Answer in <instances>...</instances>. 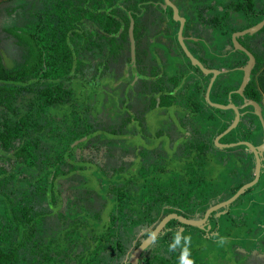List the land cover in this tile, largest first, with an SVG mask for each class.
<instances>
[{
	"label": "trees",
	"instance_id": "1",
	"mask_svg": "<svg viewBox=\"0 0 264 264\" xmlns=\"http://www.w3.org/2000/svg\"><path fill=\"white\" fill-rule=\"evenodd\" d=\"M223 2L224 0H218L217 4L220 5ZM69 4L65 1L51 3V10L43 12L40 18L35 15L39 19L37 23L27 21L25 25L16 26L15 24L18 22L13 21L12 18H15L13 12L21 7L19 0H0V15L4 17L0 20L4 33V36L0 35V264H26L22 259L24 251H28L31 257L27 264H69L70 262L75 264H126L127 261L130 264L134 249L150 235L161 219L170 213L179 212L170 206L171 194L167 192L169 189L165 184H171L174 180L167 178L168 176L164 178V175H160L161 171H157L158 173L154 175V178L159 175L158 178L156 177L155 186L149 184L151 191L147 195L141 193L138 196L147 199L144 201V205L135 207L132 196L126 191V185L137 178L122 175L121 178L115 179L118 184L112 186V179L115 177L107 179L104 171H100L98 168L96 170L102 174L100 178L106 181H100L89 173L86 175L82 170L88 163L75 161L72 156L58 152L48 160L42 159L38 138L42 140L45 134L48 139H52L54 138L51 135L53 131L49 130L45 133V130H48L46 125L30 124L22 116L36 114L39 117H48L49 113H55L61 107H68L67 113L70 115L78 114L79 109L77 107L74 109L72 104L75 101L71 102L72 91L66 83L78 79L79 75L83 74L82 70L91 65L90 62L79 57L72 47L76 38L80 36L75 23L79 17H69ZM89 5L94 10H98V12L89 10L90 12L86 13V19L90 21L100 11L107 13L106 10L99 8L100 2L91 1ZM229 8L236 12L241 11V17L247 15L239 5ZM196 12L197 10H194L195 15ZM109 13L110 16L106 17L97 14V21L95 19L94 23H98L99 27L108 35L118 32L123 27L121 40L126 42L130 26L129 18L122 15L117 9H112ZM226 13H224V19L228 18L229 13ZM195 15H191L192 18ZM244 18L247 24L243 22V26L251 24V21L254 20L253 16ZM203 22L207 23L206 25L211 24L218 27H223L225 24L223 18L216 16L203 20ZM27 25L31 26L30 30L27 29ZM259 34H262L259 43L261 48L257 49L259 52H255V47L251 48L255 55L256 66L251 73L250 81L243 90L246 99L258 104H260L261 96L256 86L255 76L264 61V27L259 31ZM8 37L13 39L10 42L13 44L9 47L7 46L9 44ZM4 41L8 43H5L7 46L5 51H3ZM110 41L112 42L113 38ZM99 44L100 42L95 41L93 46L97 47ZM220 44L218 49L220 50L219 55L222 56L221 61L231 54L236 55V58L234 57L235 60L230 63V66L238 67L245 64V55L238 51L236 54H232V51L228 50L223 51L226 42L221 40ZM214 45L218 47L215 42ZM118 49L120 53L121 49L123 51V47ZM8 52L10 53L11 66H8L4 61V56L8 55ZM94 53L95 56H98L97 52L94 51ZM190 68L201 74L198 67H193L190 64ZM208 79L204 89L198 90V95L193 97L192 101L190 98L188 99V105L195 113H200V116L209 109L216 113L212 127L205 132L198 129L197 120L189 125L192 132L200 137L194 147L203 152L210 151V149L215 150L213 139L230 124L234 117L231 109H216L206 103L204 90ZM241 79V70L219 75L212 84L209 93L210 100L226 105L228 93L239 87ZM176 81L177 78H173V82ZM27 96L35 97L37 106L30 107V110L23 113L19 103ZM170 99H174V97L170 96ZM231 102L238 107L244 105L243 99L237 94L231 95ZM240 112L242 116L237 126L219 139V143L235 142L241 135L255 136L258 138L256 143L260 142L262 127L258 117L253 113L252 107L244 106ZM81 118H84L82 114ZM127 122L128 118L123 124ZM116 125L117 123L115 127ZM87 126L84 133H75L74 137L69 139L71 144L66 143L69 152L73 151L72 144L74 142L84 138L89 131L93 132L96 129L91 125ZM57 135L59 136V134ZM91 140L107 144L99 142L98 137L94 136L88 138L86 143ZM61 142L63 143L64 139ZM85 145L83 142L80 146ZM108 145H106L107 156L104 164L106 167L111 154L119 150L116 145ZM240 149L248 148L241 145L225 150ZM216 150L219 149L216 148ZM221 150L223 149L221 148L219 151ZM2 155H5L7 159H4ZM7 162L13 164V171L5 166ZM69 167H71L70 172L67 171ZM73 167L76 169H72ZM36 168L40 171L43 170L46 175L45 180H39ZM79 175L86 179L77 178L75 189L71 190H88L86 199L90 204L95 205V197L90 191L95 184L100 185V196L106 207L101 215L95 216L84 210L82 213L71 211L69 216H63V212L59 211L62 207V200L56 193V178L63 177L68 182L73 176L78 177ZM134 195H137V192H134ZM76 197L79 196L76 195ZM44 203H47V206ZM179 213L181 214V211ZM50 216H54L52 218L56 221L49 231L43 232L40 228L42 220ZM175 226L184 227V224L175 219L171 220L154 242L141 252L140 264L176 263V259H168L160 253L161 248L168 250V245L175 235L173 231L164 234L165 231L171 230ZM35 230L39 232V236L44 234L42 246H39L38 242L34 240ZM58 238L61 240L58 241ZM45 240L47 243L44 242ZM154 245L155 247L152 248ZM171 253L178 256V251ZM39 255L42 260L38 259Z\"/></svg>",
	"mask_w": 264,
	"mask_h": 264
},
{
	"label": "rangeland",
	"instance_id": "2",
	"mask_svg": "<svg viewBox=\"0 0 264 264\" xmlns=\"http://www.w3.org/2000/svg\"><path fill=\"white\" fill-rule=\"evenodd\" d=\"M58 1L70 3L69 13L67 12L69 17H79L75 23L80 32V36L76 38V42L72 47L79 57L87 62H91V66H86L81 72L83 74L79 75L78 79H73L66 83L67 87L72 91L71 102L75 101L72 105L74 109H76V107L79 109L78 114L74 113L70 115L67 113L68 107H61L57 112L52 114L49 113L48 117H39L36 114L32 116H22L26 118L30 124L38 123L39 125H46L48 130H45V133L49 130L53 131L51 135H53L54 138L52 139H48V136L45 134L43 135L42 140L38 138V140H40L39 148L42 151V159L48 160L58 152L66 154L67 156H72V159L75 161H84L88 163L86 168L82 170L86 175L91 172V175H94L96 179L106 181L105 179L100 178L102 174L99 170H96V168H98L100 171H104L107 179L110 180L115 177L112 179V186L118 184L115 179L121 178L122 175L131 176L134 179L137 178V180H134L135 182L133 181L126 185V191L132 196V200L136 205L135 207H142V205H144V201L147 199H142L138 196L141 193L147 195L151 191L149 184L155 186V182H157L156 180L159 176L157 175L154 178V175L158 173L157 171H161L160 175H164V178L165 176H168L167 178L174 180L171 184H165L169 189H167V192L171 194V200L173 202V204L171 202L170 206L179 210V212H190L195 216V214L197 215L198 212H202V210L211 203L229 197L231 193L228 191L229 175L228 172L226 174L224 172L220 174L222 168L221 165L219 166L222 154L227 152L225 151L227 148H222L223 150L221 151H223V153H221V151H219L221 148L215 146L213 139L214 146L219 150H216L215 148V150L210 149V151L203 152L202 150H198V148L196 149L195 144L198 143L200 137H198L195 132L193 133L189 127L191 123H194V121L197 120L196 124L198 129L201 130V132H205L212 127L215 120L214 117H216V113H213L214 111L212 112V110L209 109L200 116V113H195L191 106L188 105V99L190 98L192 101L193 97L198 95V90L205 86L208 77H204L203 75L198 76L197 74H194L196 77H193L190 72L182 75L181 66L180 70H176V62L178 63L177 60L168 59V61H170L169 65L165 62L161 64L158 61V52V57H156L158 59L155 61L159 67V76L166 75L167 77H176L178 78L177 82L174 83L170 81V85L168 84L169 89L165 91L164 95L157 92L159 91L157 90V86L146 95L144 92L147 90L144 89V84L141 85V83L138 82L139 79L136 84H132L135 77L134 69L137 65L135 62L142 57V54L144 55L146 53V50H149L148 54L150 53V55L153 54V51L157 53L158 50L156 51L155 49L160 46L158 42V45H156V41L162 42L160 40L161 37H159L160 35H164L165 37L166 35H172L169 30L170 27L168 28V26H165V23L163 22L166 20L169 23L168 19H170V15L162 11V0H19V6L21 7L16 12H13L15 18H12V20L18 22L15 24L16 26L25 25L27 21L30 23H37V21H39L38 18L43 15V12L51 10V3L55 4ZM91 1L100 2L101 5L99 8L107 11V13L101 11L96 13L93 16L94 18L92 21L86 19L85 16L87 12H90L89 10L98 12V10H94L89 5ZM183 1L185 2V8L198 10V2L196 0ZM215 2L216 0H209L212 7H215ZM224 6L226 5L223 3L218 5L220 10H222ZM117 8L129 18H131L133 14H135L136 17L135 20L131 19L133 29L131 27L129 31L128 43L130 46L127 44L125 46L126 48H124L126 49V53H123L120 56L118 55V48L120 46L119 37L123 31L112 34L113 41L110 42L106 37L107 35L105 31L99 27L98 23H94L95 19L97 21V14H101L104 17L110 16V10ZM35 15L38 18L35 17ZM160 15L164 16V20L161 19ZM196 17L197 16L194 18ZM3 18L4 17L0 15V20ZM198 23L203 24L192 18V20L188 22L189 33L186 35L190 38L198 37L199 39H205L208 37L211 39L213 34L214 39L212 41L215 42L218 40V36L214 35L213 29L207 30L205 27L199 28ZM30 28L31 26L29 27L27 25V29L30 30ZM176 29L177 25L174 26V33H177ZM0 35L4 36L1 25ZM8 38L9 44L6 41L3 42V51L7 49V46L9 47L13 44L10 43L13 39L10 37ZM95 41L100 42L99 46H93ZM5 43L8 45L5 46ZM214 50L217 52L218 47H214ZM225 50L226 49H223V51ZM94 51L98 53V56L94 55ZM176 51L178 52L177 48ZM129 54L132 56L131 61L127 59ZM178 55L182 58V55ZM123 58L124 61L122 63L120 60H123ZM4 61L8 66H11L12 63L9 52L8 55L4 56ZM180 61L185 62L184 59H180ZM229 66L230 64L228 62H223L220 65V70L229 68ZM107 68L111 69L113 72L109 74L110 77L106 76ZM179 71L180 73H178ZM160 78L161 77L156 79V82ZM195 84H200V87ZM130 87L133 88V95H136L137 102L135 100L133 101L134 103L129 112L136 113L137 117L134 118L130 125L129 123H125V125L120 122L121 112L118 111V107H121L120 104L125 98L122 95L123 88L127 89V93H129ZM169 93L171 95H169ZM157 96L160 98L161 104L155 106V98ZM170 96L174 97V99H170ZM128 97H130V95ZM34 99L35 97L33 96H27L20 101L19 106L22 108L23 113L30 110V107L35 108L37 106ZM81 114L84 117L83 119L81 118ZM116 123L117 125L115 127ZM87 125H91L96 129L93 132L92 130L89 131V133L82 138L85 139L84 144L86 145L83 147L80 146L82 144V139H78V144L76 142L72 144V147L74 148L73 152H69L66 143H68V145L71 144L69 139L74 137L73 135L75 133H84L88 128ZM132 127H137L141 131V134H139L138 130H133ZM129 130L134 131V139ZM57 134H59L60 137ZM93 136L100 138L102 143H107L105 145L109 144L108 146H118V149L129 158L123 160L122 155L113 152L108 160V165L110 166L108 167L107 165L106 167L104 164L106 162L107 150L106 148L101 147L104 145H93L92 143H94V141L92 140L86 143L87 139ZM61 138L64 139L63 143L61 142ZM2 157L7 159L5 155H2ZM120 157L123 162L120 160ZM227 163L229 164V160ZM10 165L11 164L7 162V165L5 166L10 169V171H13V164L11 167ZM219 168L220 171L217 176H219L220 183H218V180L215 178ZM36 169V174L39 177V180H45L46 175L43 170L40 171L38 168ZM72 169L76 168L73 167ZM70 170L71 167L67 169L69 172ZM77 178L86 179L82 175H79L78 177L73 176L68 182H66L67 180H64L63 177L56 178V193L60 195L62 200V207L59 211L63 212V216H69L71 211L82 213L84 210L95 216L98 214L101 215L106 207L104 206V200H102L100 196V185L97 186L95 184L90 191L96 200L95 205H92L89 203V200L86 199L88 190H71L75 189ZM199 179H202L201 184H204V187L198 186L197 181ZM221 182L226 183L227 188L226 192H219L218 194L220 196H218L216 188H208V186L221 187ZM260 184H262V181L257 182L254 186L257 187ZM155 188L157 189V187ZM186 190H189L188 198L186 197ZM134 192H137V195H134ZM243 192L245 193L246 191ZM243 192L239 196L243 195ZM213 194H217L215 199L210 197ZM76 195L79 197H76ZM251 197L252 195L247 197V199H251ZM247 199L245 200V195H243L238 201H246V205L248 206ZM198 200L201 202L198 203ZM204 201H207V204L202 205ZM44 205L47 206V203H44ZM228 211H230V208ZM225 213L227 212L224 211V214ZM221 215L222 212L215 213L211 221L207 225L200 227V229L175 226V228L165 231L164 234L172 231L176 232L178 229L183 236L190 235V258L194 261V264H229V261L227 262L226 260L228 256H231V259L236 262L238 261V256H241L242 252H245L247 249H244L243 247L237 248L238 246L235 247L232 244L229 245V247H231L228 249V247H224L227 246L226 243L220 245L213 240L226 235L229 230L227 225L221 227V221L223 219L221 218ZM232 216H235V214ZM52 217L54 216L46 217L42 220L40 228L43 232L49 231V228L55 223L56 220ZM248 217L254 225L250 224L252 229L247 235L252 236V239H254L256 234H261V221L256 219L253 214L248 215ZM213 222H216L215 229H212ZM223 228H225L224 231ZM34 235V240L38 242L39 246H42L44 234L39 236V232L35 230ZM202 235H204V237H202ZM232 236L235 235L233 234ZM232 239L237 240V238ZM49 240L51 241V239ZM59 240H61V238H58V241ZM44 242L47 243L46 240ZM256 242L257 238L249 246L250 251L252 250V255H249V258L244 260L241 264H264V250H262V252L255 250L254 248L257 247ZM214 244H216V246H214ZM162 245L166 246L167 244ZM154 247L155 245L152 248ZM177 251L178 256L171 252L169 253V251H166L164 248L160 249V253L164 257L168 259L174 258L176 259L175 264H179L180 251L179 249ZM24 252L25 254L22 259L27 264V262L31 260V257L28 254V251ZM143 257L144 256L142 255L141 258L143 259ZM38 259L42 260L40 255ZM69 264L75 263L70 262ZM126 264H128V261Z\"/></svg>",
	"mask_w": 264,
	"mask_h": 264
},
{
	"label": "flooded vegetation",
	"instance_id": "3",
	"mask_svg": "<svg viewBox=\"0 0 264 264\" xmlns=\"http://www.w3.org/2000/svg\"><path fill=\"white\" fill-rule=\"evenodd\" d=\"M169 1L171 3H173L175 5V7L177 8L179 17H182L184 19V23H183L184 28H183L182 34H183L184 42L187 45V48L194 55V57L196 59H198V61L203 65V67H205L207 69L220 70V65L223 62H228L230 64L231 62H233L235 60L234 57L236 55L230 54L225 58L224 61L221 62L222 56L219 55L220 50L218 49L217 52L214 50V47L216 48V45H214V41L212 42V40L214 39L213 34L211 36V39L208 37H206L205 39H199L198 37L197 38L196 37L190 38L188 35H186L189 33L188 22L190 20H192L191 15H193V14L195 15L194 10L191 8H185V6H184L185 2L183 0H175V1L169 0ZM196 1L198 2V6H197L198 10L195 9V10H197L196 15H195V16H197L196 17L197 19H195V18H193V19L203 23V25H199V28H203L205 26V28L207 30L213 29L214 35L218 36V40H222V41L226 42V45H224L226 50L232 51V54L233 53L236 54L238 51V52H241L243 55H245L242 51L236 49L233 46V44L231 42V35L235 32H240L242 30H245V29L257 24L261 20L263 14H264V11H263L264 9L262 10L264 0H224L223 4L226 6H224L222 8V10H220V8L218 7V4H217L218 0H216V2H215V7L211 6V4L209 3V0H196ZM228 4L230 6H233V7L239 5L241 7L240 9L242 11H244L245 14H247V15H244V17L245 16H249V17L253 16L254 20L251 21V24L243 26V22L246 23V21H245L244 17L240 16L241 11L236 12L234 9H230L229 8L230 6L228 7ZM161 7H162L161 9L163 12H166L167 14L170 15V19H168L169 23L166 20H164V16L160 15V17H161V19L164 20L163 22L165 23V26H168V28L170 27L169 30H170V33L172 35L171 36L166 35V37L164 35H160L159 37H161L160 40L162 42L156 41V45L159 44V46H160L158 48L156 47V49H155L156 51L158 50L157 53L155 51H153L152 52L153 54L150 55V53L148 54L149 50H146L145 51L146 53L144 55L142 54V57L135 62V64H137V65H136V68L134 69L135 77L133 79L132 84L133 85L136 84L137 80L139 79L138 82L141 83V85L144 84L143 87L145 90H147L146 92H144L146 95H147V93H149V91H152V89L155 86H157V90H159L157 92L161 95H164L165 91H167L169 89V85H170L169 83L173 82V78H176V77H167L166 75L159 76V70H158L159 67L155 61L158 58H159L158 61L161 64H163L165 62L168 65L170 64V61H168V59L177 60L178 63L176 62V65H177L176 70H180L182 67V70H181L182 75H185V74H187V72H190L191 75H193V77H196L194 74H197L198 76L203 75L204 77L206 76L208 78L211 77V75H209V74H207V75L203 74L199 68L198 69H199L201 74H199L198 71H195L192 68H190V64L193 67H198V66H194L192 64V62L186 56V54L184 53L183 49L181 48V46L179 44L178 32H179V28H180V22L175 19L173 8L170 6H167L165 3V0H162ZM117 10L119 12H121L119 10V8H117ZM226 12H228L230 14V16ZM224 13L228 14V18L225 17V19H224ZM122 15H124V14L122 13ZM213 16L223 18V20L225 22L223 27L213 26L211 24H208L209 25L208 26V25H206L207 23L203 22V20L212 19ZM126 17H128V16H126ZM189 17H191V18H189ZM243 18H244V20H243ZM131 19L132 20L136 19L135 14H133L132 17L129 18L130 26L128 29V38L126 39V42H123L121 40V35L123 32H121V34H120V37H119L120 38V46L119 47H123V51H122V49H121V53L119 51V53H118L119 56L123 53H126L125 52L126 49H124V48H126L125 46L127 44H128V46H130L128 43V41H129L128 39H129V34H130L129 31L132 27ZM176 25H177V29H176L177 33H174L173 29H174V26H176ZM134 27H135V25H134ZM263 27H264V25L262 26V28ZM262 28L252 35H241V36L236 37V40L238 41V43H240L246 50L251 52L253 54L254 58H255V55L252 52L251 48H253L254 46L256 47L261 42L262 34H259V31H261ZM122 29H123V27H121L119 31H124V29L123 30ZM132 29H133V27H132ZM106 35L110 40L112 39V34L111 35L106 34ZM221 35H223V36H221ZM162 37H164V38H162ZM168 37H170V38H168ZM218 40L215 41V43L218 45V48H219V46H221V44H220V41H218ZM157 42H158V44H157ZM163 42H165V43H163ZM195 42H197V43H195ZM175 47L178 49V52L176 51ZM255 51H256V48H255ZM158 52H159V57H158ZM161 54H162V56H161ZM178 54L182 55V58H180ZM130 55L131 54H129L127 59L131 61L132 56H130ZM156 57H158V58H156ZM180 59H182V60L184 59L185 62L180 61ZM120 61L123 63L124 58H123V60H120ZM246 61H247V57H246ZM245 64H246V62H245ZM205 65H207V66H205ZM255 66H256V60H255ZM255 66H254V68H255ZM240 67H242V66H238V67L229 66V68H226L224 70H230L227 72V73H229V72H232L234 70H238V68H240ZM253 69H252V71H253ZM106 70H107L106 76L110 77L109 74L113 73V72L109 68H107ZM252 71H251V73H252ZM178 73H180V71ZM159 77H161V78L156 82V79H158ZM217 77L218 76H216V78ZM242 77H243V72H242ZM250 79H251V76H250ZM177 80H178V78H177ZM176 82H174V83H176ZM195 85H198V87H200V84H195ZM122 95L125 98L123 99V101L120 104L121 107L120 108L118 107V111L121 112L120 122L124 123L126 121V119L128 118V122L126 124L129 123V125H130V123L134 120V118L137 117L136 113L129 112L132 104L134 103L133 101L135 100L137 102V98H136V95H133V88H131V87L129 88V93H127V89L123 88ZM129 95H130V97H128ZM169 95H171V94L169 93ZM155 99H156L155 106L161 104L160 98L158 96ZM142 103H143V101H142ZM132 128H133V130H138L139 134H141V131L137 127H132ZM133 130H129V131H130L132 138L134 139L135 133ZM186 134H187V132H186ZM185 136H187V135H185ZM98 139H99V142H101L100 138H98ZM84 141H85V139H82L81 143H83ZM238 141L249 142V143L253 144L255 147L258 145L256 143L257 137L252 136V135H241L235 142H238ZM235 142H231V143H235ZM92 144L96 145V144H101V143H98L97 141L94 140V143H92ZM223 144H228V143H223ZM102 145H104V144H102ZM238 146H241V145H238ZM242 146H244V145H242ZM101 147H104L107 150L106 145L101 146ZM229 148H231V147H229ZM73 150H74V148H73ZM225 151H227V150H225ZM74 152H76V151H74ZM117 152L119 155H122L123 160L125 158L126 159L129 158V157H126L121 151L118 150ZM221 153H223V151H221ZM259 158H260L261 166H260V171H259V176L257 178V181L251 186L252 188L250 187L249 189L245 190L246 191L245 193L243 192L244 193L243 195H245V200L247 199V197L252 195L251 199L250 198L247 199L249 207L246 205V201H244V202L238 201L243 196V195H241V196H238L230 204L223 206V207H220L219 209L210 213V215L208 216L206 221L201 226L193 227V226H188V225L184 224V227H189L190 229L191 228H199L200 229V227L207 225L211 221V219L213 218L215 213H218V212L221 213L222 212L221 218H223V219L221 221V227H223L224 225H227L229 230L227 231L226 235L220 236L218 239H213L214 242L217 243V241L221 237H223V238H226V241H227L226 242L227 246H224V247H226V248L228 247V249H230L231 246L229 247V245L232 244L235 247L238 246L237 248L243 247L244 249L249 250V251L245 250V252H242V255L238 256V261H236V262L231 259V256L230 257L228 256L226 260H227V262L229 261V264H241L244 262V260L248 259L249 258L248 256L252 255V250L250 251L249 246H250V244L253 243V241L256 238H257V242H256L257 247L254 249L257 250L258 252H262V250H264V157L260 156ZM120 160L122 161L121 157H120ZM220 160L221 161L219 163V166L221 165V168H222V171L220 172V174L222 172H224L225 174L228 172V175H229L228 176V183H229L228 191L231 192L229 195V197H231L242 185L253 180L254 171H255V158L249 149H242V150L240 149V150H231V151L224 152L222 154V157ZM228 160H229V164L227 163ZM222 161L226 162V163H223ZM219 171H220V168H219V170L215 176V178L218 180V183H220L219 176H217ZM89 174H91V172H89ZM196 176H198V175H196ZM201 180L202 179H199L198 181L196 180L198 183V186L204 187V184H201ZM259 181H262V184L255 187L254 185ZM221 184H222L221 187H212V186L210 187L208 185H206V186H208V188H216V191L218 194L219 192H226L227 184L222 183V182H221ZM186 191H187L186 197L188 198L189 190H186ZM217 194H213L210 197L212 199H215ZM218 196H220V195L218 194ZM229 197H227L226 199L218 200L217 202L211 203L210 205L206 206V208L204 210H202V212H198L197 215L195 214V216L193 215V213L182 212V211H181V214L180 213H177V214L182 215V216L189 218V219L199 220L203 217L206 209H208L209 207L216 205L222 201L227 200ZM200 202L201 201L198 200V203H200ZM204 204H207V201H204V203L202 205H204ZM229 208H230V211H228ZM224 211L227 213L224 214ZM173 213H176V212H173ZM233 214H235V216H232ZM250 214L255 215L256 219H259L261 221V225H262V229L260 230L261 234L260 233L256 234L254 239H252V236L247 235L248 232L252 229L250 224L254 225V223L251 222L249 217H248V215H250ZM253 220H254V218H253ZM215 225H216V222H213L212 229L213 228L215 229ZM224 230H225V228H223V231ZM233 234L237 237L232 236ZM202 237H204V235H202ZM200 238H201V236H200ZM232 238H237V240H233ZM238 238H239V240H238ZM213 240H211V241H213ZM214 246H216V244H214ZM231 253H232V250H231ZM236 255H238V254H236Z\"/></svg>",
	"mask_w": 264,
	"mask_h": 264
},
{
	"label": "water",
	"instance_id": "4",
	"mask_svg": "<svg viewBox=\"0 0 264 264\" xmlns=\"http://www.w3.org/2000/svg\"><path fill=\"white\" fill-rule=\"evenodd\" d=\"M165 3L167 6H170L173 8L174 10V16L175 19L178 20L180 22V28H179V32H178V41L179 44L181 46V48L183 49L184 53L186 54V56L189 58V60L192 62V64L194 66H198V68L201 70V72L205 75L209 74L211 75V77L209 78L207 87H206V91L204 94V98L206 103L213 108L216 109H221V110H228L231 109L233 111L234 117L233 120L231 121V123L220 133L218 134L215 138H214V143L215 146L219 147V148H229V147H235L238 145H244L245 147H247L252 154L254 155L255 158V171H254V178L252 181L242 185L231 197H229L227 200L222 201L216 205H213L211 207H209L208 209H206V211L204 212V215L201 219L199 220H194V219H189L186 218L182 215H179L177 213H170L168 215H166L165 217H163L161 219V221L158 223V225L153 229V231L150 233V235H148L147 238H145L133 251L132 255H131V260H130V264H139V258H140V254L142 251L145 250V248H147L150 244H152L154 242V240L152 239V236H155V239L159 236V234L165 229L166 225L173 219L178 220L179 222H181L182 224L188 225V226H193V227H199L201 226L206 219L208 218V216L210 215V213H212L213 211L219 209L220 207L226 206L228 204H230L231 202H233L243 191L249 189L256 181L257 178L259 176V171H260V151L264 152V121L261 115V107L258 103H256L255 101L252 100H248L244 97L243 95V90L245 88V86L248 84V82L250 81V76H251V71L255 66V58L253 56V54L251 52H249L248 50H246L240 43H238V41L236 40V37L241 36V35H252L254 33H256L258 30H260L262 28V26L264 25V14L261 18V20L245 29L242 30L240 32H235L231 35V42L233 44V46L242 51L246 57H247V61L246 64L240 68H238L239 70H241L243 72V77L242 80L240 82L239 87L234 90V91H230L228 93V103L226 105L223 104H219V103H215L212 102L210 100V90L213 84L214 79L216 78V76H219L221 74L227 73L230 70H216V69H207L205 67H203V65L198 61V59H196L194 57V55L189 51V49L187 48V45L184 42V38H183V28H184V19L182 17H179L178 15V11L177 8L175 7V5L173 3H171L169 0H165ZM232 94H237L238 96H240L243 99L244 105L243 106H236L235 104H233L231 102V95ZM244 106H251L253 109V113L258 117L261 127H262V142L260 145L258 146H254L253 144L249 143V142H245V141H238L235 143H228V144H223V143H219V139H221L224 135H226L227 133H229L231 130H233L239 120L240 117L242 116V113L240 112V110L244 107ZM77 144L79 143V141L76 142Z\"/></svg>",
	"mask_w": 264,
	"mask_h": 264
},
{
	"label": "clouds",
	"instance_id": "5",
	"mask_svg": "<svg viewBox=\"0 0 264 264\" xmlns=\"http://www.w3.org/2000/svg\"><path fill=\"white\" fill-rule=\"evenodd\" d=\"M155 240V236H152ZM226 238L221 237L217 243L224 245L226 243ZM190 244L191 236H183L182 233L177 229L173 240L169 243L168 251L175 252L179 249V264H194V261L190 258Z\"/></svg>",
	"mask_w": 264,
	"mask_h": 264
},
{
	"label": "crops",
	"instance_id": "6",
	"mask_svg": "<svg viewBox=\"0 0 264 264\" xmlns=\"http://www.w3.org/2000/svg\"><path fill=\"white\" fill-rule=\"evenodd\" d=\"M255 47V46H254ZM260 45L258 44L255 48L256 50L259 49L260 50ZM259 50H257L259 52ZM253 51V50H252ZM257 51H255L256 53H258ZM255 79H256V86H257V89H258V92L261 96V100H260V107H261V115H262V118H263V121H264V61H263V64L261 66H259L257 72H256V76H255ZM258 140V138H257ZM262 142V137H261V140L259 143H257L258 145H260ZM257 145V146H258ZM260 156L264 157V152L263 151H260Z\"/></svg>",
	"mask_w": 264,
	"mask_h": 264
}]
</instances>
